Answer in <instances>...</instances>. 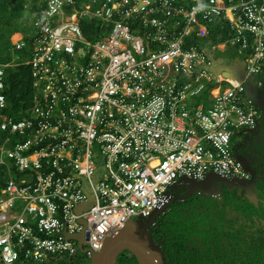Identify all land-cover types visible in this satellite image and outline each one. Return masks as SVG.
Here are the masks:
<instances>
[{"label":"built area","instance_id":"1","mask_svg":"<svg viewBox=\"0 0 264 264\" xmlns=\"http://www.w3.org/2000/svg\"><path fill=\"white\" fill-rule=\"evenodd\" d=\"M44 1L12 40L29 59L0 63V263L75 256L82 232L90 260L179 179L248 177L232 138L257 123L264 0ZM23 64L35 93L14 118L5 80Z\"/></svg>","mask_w":264,"mask_h":264},{"label":"trees","instance_id":"2","mask_svg":"<svg viewBox=\"0 0 264 264\" xmlns=\"http://www.w3.org/2000/svg\"><path fill=\"white\" fill-rule=\"evenodd\" d=\"M45 6L44 0H0V63L10 62L12 53L18 57L17 62L29 59L30 50L24 47L14 51L10 38L17 32L15 24L25 11L35 16ZM218 29L211 27L212 43L218 41ZM88 30L84 28L85 33ZM25 41L28 42V37H25ZM217 55L227 57L229 62L235 57L239 58L235 48L219 52ZM29 67L30 65L23 64L13 65L7 69L4 91L7 107L4 112L14 118L23 117L33 104L35 91L32 89ZM256 184L257 197L264 200V177ZM241 200L243 212L240 214L247 219L258 216V210L264 208V202L258 209L247 199L241 197ZM230 203L238 204L236 200ZM219 204L220 202L214 200L210 204V207L213 205V210L209 209V205L201 204L200 208L203 210L201 221L197 219L193 221L182 209L180 210L184 216L182 218L169 219V212L158 217L152 228L153 239L155 242L161 240V250L168 264H264V228L254 232L245 225L238 223V226L233 220L224 221L222 217L224 209L219 208ZM173 205H180V202L176 201ZM181 207H187V203L184 205L182 203ZM179 219H186L187 224H181ZM180 225L182 226L179 227ZM204 236L209 237L211 241H206V237L204 240L202 238ZM87 259L85 254L78 252L75 256L56 257L43 263L16 261L13 264H86ZM116 264L138 263L132 254L124 251L119 254Z\"/></svg>","mask_w":264,"mask_h":264},{"label":"water","instance_id":"3","mask_svg":"<svg viewBox=\"0 0 264 264\" xmlns=\"http://www.w3.org/2000/svg\"><path fill=\"white\" fill-rule=\"evenodd\" d=\"M225 75L227 76L229 73L225 72ZM237 160L242 164L244 169H248L251 172L252 176L249 180H244V183H238L236 185H230L228 183L221 184L219 183L220 180L228 179L218 177L214 174L209 175L203 182H195L187 178L179 179L171 187V190L174 192L170 194L171 200L169 203L155 210L148 218L138 216L135 219L127 221L122 228L115 230L107 236L101 249L90 259L89 264H116L119 254L124 251L132 254L138 264H168L161 250V243L155 242L153 239L152 224L176 200H181L201 192H206V194L219 193L223 186H229V191L234 189L244 190V197L256 204L257 197L254 189L255 184L259 181V178H257L259 171L257 169H250L246 163H243L241 158H237ZM211 185L218 190L212 188L207 189ZM179 189L180 191H177ZM185 189H189V191L185 192ZM82 224L85 225L84 222ZM69 238L78 242L80 251L82 252V245L85 243L86 238L83 232L69 235Z\"/></svg>","mask_w":264,"mask_h":264},{"label":"flooded vegetation","instance_id":"4","mask_svg":"<svg viewBox=\"0 0 264 264\" xmlns=\"http://www.w3.org/2000/svg\"><path fill=\"white\" fill-rule=\"evenodd\" d=\"M259 105H260V108H258V118H257V123L255 124V126L253 128H250V129H245V130L236 132L234 134L233 138L236 135H240L241 139L239 142H232V145H233V153H234L235 157L241 158L243 163H246L247 166L249 165L248 167L250 169H252V170L257 169L259 171V175H257V178L259 176V180H261L264 177V99L261 100V104L259 103ZM262 118H263V120H261ZM241 166H242V164H241ZM251 167H254V168H251ZM243 170L248 175V177L246 179L240 180V179L226 178L228 180H220L219 183H221V181H224V183H228L230 185L231 184L236 185L238 183H244V180H249V178H251L252 174H251V172H249L248 169L243 168ZM224 187L227 190L229 188V186H224ZM224 187H222V190L219 193L206 194L204 192H201L199 194L191 195V196H188L186 198H183L181 200L179 199L176 201L180 202V208L186 214V212H188V210L192 207H197V208L201 209L200 208L201 204H203V202L206 199L210 198L211 203L214 200L220 202V204L218 206H219V208L223 207V209H224L223 216H222L224 218V221L233 220L237 223V225H238V223L240 225H245L246 227H248L249 229H251L254 232L256 231V227H258L260 229L264 228V221L259 216V213H257L258 216L257 215L251 216L252 221L255 224H258V226H256V227L251 226V220L250 219H247L245 216L240 214L241 208L243 207V202L241 200V197H242V199H245V200L247 199L246 197H244L245 191L240 190V189L239 190L234 189L231 191L228 190V192H226ZM256 187H257V184H255V189H254L255 194H256ZM177 191H180V189ZM177 191H176V193H177ZM187 191H189V189H185V192H187ZM173 192H174L173 190H170L169 195L172 194ZM183 193H180V194H183ZM217 194H221V195L216 196ZM227 195H228V197H227ZM192 196H195L196 198H191ZM256 197H257V194H256ZM197 198L199 199L200 202L199 203H193V205L190 206L189 201L193 200V199H197ZM232 200H236L238 202L237 208H235L236 205H234V207H232L230 205V202ZM176 201H174V202H176ZM248 202H250V201L248 200ZM263 202H264V200L257 197V203L256 204H254L252 202H250V203L253 204L254 206H257V208L259 209ZM182 203H183V205L185 203H187V207H181ZM222 203H223V205H222ZM167 209L163 212V214L168 212ZM209 209L213 210L214 209L213 205H211V207H210V204H209ZM163 214H161V215H163ZM157 218H156V220H157ZM156 220L154 222L155 224L157 223ZM155 224L152 225V228H153V226H155ZM225 225H226V223H225ZM158 242L161 243V240L159 239Z\"/></svg>","mask_w":264,"mask_h":264},{"label":"rangeland","instance_id":"5","mask_svg":"<svg viewBox=\"0 0 264 264\" xmlns=\"http://www.w3.org/2000/svg\"><path fill=\"white\" fill-rule=\"evenodd\" d=\"M34 17V15L33 14H30L29 12H27V11H25V13H23L22 15H21V18H20V20L18 21V23L16 22V24H15V30H17V31H20L21 33H23L25 36H28V33H29V30L28 29H31L32 28V26H31V24L29 23L30 21H31V19ZM24 18V19H23ZM83 21H85L86 22V24L84 23V28H87V29H89L90 30V34H88V32H89V30H88V32H86L85 34H86V37L87 38H92V30H91V26H90V24L89 23H87V22H90L89 21V19L87 18V17H85L84 19H83ZM28 24V25H27ZM27 25V26H26ZM85 32V31H84ZM14 34H16V32L14 33ZM13 34V35H14ZM11 36V38L10 39H15L14 38V36ZM17 35H18V33H17ZM15 59H17V56H15L14 55V53H12V55H11V57H10V61H13V60H15ZM254 87V86H253ZM247 92H249V89H247ZM259 93V94H263V92H262V90L261 89H256V91H255V95H256V93ZM261 120H263V118L261 119ZM240 139H241V136L240 135H236L233 139H232V142H239L240 141ZM227 197H228V195H227ZM200 201H199V199L197 198V199H193V200H190L189 201V203H190V206H192L193 205V203H199ZM203 204L204 205H209V204H211V201H210V198L209 199H206L204 202H203ZM230 205L232 206V207H234V205H236V207L235 208H237V203H230ZM177 208V209H176ZM181 208H180V205H173V204H171V206L167 209V211L169 212V215H168V218L169 219H174V218H182V217H184L182 214L183 213H181ZM243 212V209H241V211H240V213H242ZM189 216H190V218L193 220V221H196V219L198 220V221H201L203 218H201V216H202V214H203V210L202 209H199V208H197V207H192V208H190L189 209V211L188 212H186ZM259 215H260V217L264 220V208H261V211L259 210ZM158 219V218H157ZM180 221V223L181 224H187L186 223V219H183V220H181V219H179ZM185 220V221H184ZM251 226H258V224H255L253 221H252V217H251ZM182 225H180L179 227H181ZM256 230H260V228H258V227H256ZM193 232V231H192ZM205 237L206 236H204V237H202V238H204V240H205ZM207 239H206V241H211V239L209 238V237H206ZM86 261V264H89L90 263V261L87 259V260H85Z\"/></svg>","mask_w":264,"mask_h":264},{"label":"crops","instance_id":"6","mask_svg":"<svg viewBox=\"0 0 264 264\" xmlns=\"http://www.w3.org/2000/svg\"><path fill=\"white\" fill-rule=\"evenodd\" d=\"M248 89H249V92H248V94L249 95H251L253 98H255L260 104H261V100L262 99H264V91H262L263 92V94H259L258 92L256 93V95H255V91H256V89L257 88H255V87H253V86H249L248 87ZM256 96V97H255ZM222 183H224V181H221V184ZM224 187V186H223ZM208 188H212V189H215V190H218V189H216V187H213L212 185L210 186V187H207V189ZM224 189H225V191L226 192H228V190L224 187ZM206 193V192H205ZM221 194H217L216 196H220Z\"/></svg>","mask_w":264,"mask_h":264},{"label":"clouds","instance_id":"7","mask_svg":"<svg viewBox=\"0 0 264 264\" xmlns=\"http://www.w3.org/2000/svg\"><path fill=\"white\" fill-rule=\"evenodd\" d=\"M28 30H29V32H30V29H28ZM17 33H21V32H20V31H17L16 34H17ZM16 34H14V35L12 34V35L15 37ZM12 40H13V39H11V43H12ZM237 161H238V160H237ZM238 162H239V161H238ZM239 163H240V162H239ZM240 165H241V164H240ZM241 167H242V166H241ZM240 180H243V179H240Z\"/></svg>","mask_w":264,"mask_h":264},{"label":"bare ground","instance_id":"8","mask_svg":"<svg viewBox=\"0 0 264 264\" xmlns=\"http://www.w3.org/2000/svg\"><path fill=\"white\" fill-rule=\"evenodd\" d=\"M224 58V57H223ZM249 166V165H248ZM251 168H254V167H251ZM258 178H259V176H258ZM250 179V178H249Z\"/></svg>","mask_w":264,"mask_h":264}]
</instances>
